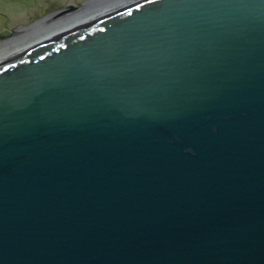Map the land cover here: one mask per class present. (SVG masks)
<instances>
[{"label": "water", "instance_id": "95a60500", "mask_svg": "<svg viewBox=\"0 0 264 264\" xmlns=\"http://www.w3.org/2000/svg\"><path fill=\"white\" fill-rule=\"evenodd\" d=\"M61 28L0 61V264H264V0Z\"/></svg>", "mask_w": 264, "mask_h": 264}, {"label": "rangeland", "instance_id": "374dc122", "mask_svg": "<svg viewBox=\"0 0 264 264\" xmlns=\"http://www.w3.org/2000/svg\"><path fill=\"white\" fill-rule=\"evenodd\" d=\"M88 3L91 0H0V44L9 45L19 37H29L22 40L27 44L33 37L41 39L45 34L50 35L54 25L76 18L79 12L89 8Z\"/></svg>", "mask_w": 264, "mask_h": 264}, {"label": "bare ground", "instance_id": "6f19581e", "mask_svg": "<svg viewBox=\"0 0 264 264\" xmlns=\"http://www.w3.org/2000/svg\"><path fill=\"white\" fill-rule=\"evenodd\" d=\"M113 1L114 0H109L108 2L104 3V5H102L100 8H94V9H90V11H84L83 13H80L79 14L80 16H78L76 18L70 17V18L66 19L65 21L61 20L60 22H58V23H60L59 26L60 27L66 26V28H65L66 30L68 27H69L68 29H72V27L75 28L79 24H81V22H80L81 20L84 21L85 19L91 18L92 16L96 17L97 12H99L101 9H103L105 7H109ZM83 15H85V16L83 17ZM55 26H54V29L60 28L59 26H57V27H55ZM51 31H52V29H51ZM63 31H65V30H63ZM22 40H23V37H19L18 39L14 40L15 43H13V44H9V45H7L6 43L0 44V61L5 59V58H8V56H10V55L12 56L14 54L19 53L20 51H23V49L25 47L22 49L19 46L25 45L26 43H23ZM18 48H20V49H18Z\"/></svg>", "mask_w": 264, "mask_h": 264}]
</instances>
